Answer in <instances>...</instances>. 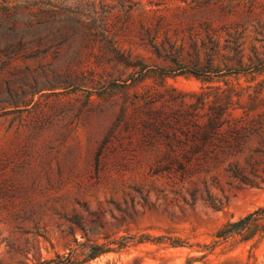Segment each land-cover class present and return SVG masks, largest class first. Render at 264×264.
I'll list each match as a JSON object with an SVG mask.
<instances>
[{"label":"rangeland","instance_id":"obj_1","mask_svg":"<svg viewBox=\"0 0 264 264\" xmlns=\"http://www.w3.org/2000/svg\"><path fill=\"white\" fill-rule=\"evenodd\" d=\"M263 209L264 0H0V264H264Z\"/></svg>","mask_w":264,"mask_h":264},{"label":"trees","instance_id":"obj_2","mask_svg":"<svg viewBox=\"0 0 264 264\" xmlns=\"http://www.w3.org/2000/svg\"><path fill=\"white\" fill-rule=\"evenodd\" d=\"M230 100H231V97H229V99L227 100L228 102H227V105L225 107H222L221 109H219L218 111H216L218 117L222 116L223 114H227L228 115V111H229V107H230L229 106L230 105ZM226 125H227L228 128H235V124L233 126V124L230 123V122H226ZM209 126L212 129L217 128L218 127L217 120H212L209 123ZM227 153H230V151H228ZM260 212L261 213H253V214H250L247 217H245L243 220L239 221L238 224H241V228L239 230H237L238 231L237 233L247 234V231L249 229V226L252 223L257 222L258 220H264V209L261 210ZM232 226H236V225L233 224V225H231V227ZM232 232H234V231L233 230L228 231V233H232ZM259 236H260L259 237L260 240L264 238V227L261 230V232L259 233ZM248 237L249 236L246 235V238L245 239L246 240L250 239ZM250 237H252V235ZM92 249H88L87 252H81V255L85 256V258L88 259V260H91V259L95 258L97 256V253L96 252H93ZM56 260L57 261L50 260V261L44 262L42 264H75L73 262V260H72V256H70V255L66 256L65 258H61L59 256H56ZM86 261L87 260H83L82 262H78V264H84Z\"/></svg>","mask_w":264,"mask_h":264}]
</instances>
